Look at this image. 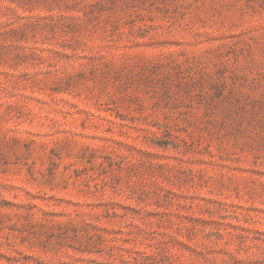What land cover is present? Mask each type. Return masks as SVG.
Returning <instances> with one entry per match:
<instances>
[{
	"label": "rangeland",
	"instance_id": "obj_1",
	"mask_svg": "<svg viewBox=\"0 0 264 264\" xmlns=\"http://www.w3.org/2000/svg\"><path fill=\"white\" fill-rule=\"evenodd\" d=\"M0 264H264V0H0Z\"/></svg>",
	"mask_w": 264,
	"mask_h": 264
}]
</instances>
